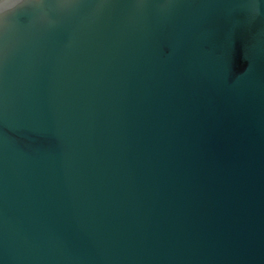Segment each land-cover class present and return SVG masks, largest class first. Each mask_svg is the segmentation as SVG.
<instances>
[{"label": "water", "instance_id": "water-1", "mask_svg": "<svg viewBox=\"0 0 264 264\" xmlns=\"http://www.w3.org/2000/svg\"><path fill=\"white\" fill-rule=\"evenodd\" d=\"M0 264H264V0L0 21Z\"/></svg>", "mask_w": 264, "mask_h": 264}, {"label": "clouds", "instance_id": "clouds-1", "mask_svg": "<svg viewBox=\"0 0 264 264\" xmlns=\"http://www.w3.org/2000/svg\"><path fill=\"white\" fill-rule=\"evenodd\" d=\"M29 2L30 0H0V21L5 20L11 14L18 12Z\"/></svg>", "mask_w": 264, "mask_h": 264}]
</instances>
